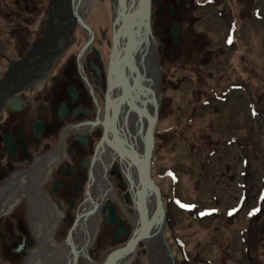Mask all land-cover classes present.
<instances>
[{
	"label": "flooded vegetation",
	"instance_id": "1",
	"mask_svg": "<svg viewBox=\"0 0 264 264\" xmlns=\"http://www.w3.org/2000/svg\"><path fill=\"white\" fill-rule=\"evenodd\" d=\"M34 1L6 5L19 25L13 29L15 58L0 73V221L16 216L7 210L20 202L25 222L7 223L0 257L14 256L17 264H198L199 255L167 235L165 216L161 244L145 221L146 202L143 210L138 204L131 171L141 115L134 99L139 93L148 104L147 87L142 89L148 51L138 60L141 70H132L129 78H139L131 85L112 57L110 0L107 14L86 0L75 13L79 21L65 5L49 7L48 0L38 36L29 29L40 5ZM149 1L157 62L158 52L177 44L178 20L195 6L190 0ZM158 18L165 29L155 27ZM173 24L179 25L175 44ZM152 140L153 150V131ZM160 200L163 207L161 194Z\"/></svg>",
	"mask_w": 264,
	"mask_h": 264
},
{
	"label": "rangeland",
	"instance_id": "2",
	"mask_svg": "<svg viewBox=\"0 0 264 264\" xmlns=\"http://www.w3.org/2000/svg\"><path fill=\"white\" fill-rule=\"evenodd\" d=\"M190 1L195 9L178 20L177 44L155 62L150 175L163 200L164 227L199 255L198 264H264V0ZM14 2L0 0V73L15 58L19 24L6 7ZM34 3L40 5L29 29L38 36L48 0ZM90 4L106 14L112 9L109 0ZM166 24L158 18L155 27ZM8 211L16 216L0 221V238L7 223L25 222L20 202ZM15 260L0 257L2 264Z\"/></svg>",
	"mask_w": 264,
	"mask_h": 264
},
{
	"label": "water",
	"instance_id": "3",
	"mask_svg": "<svg viewBox=\"0 0 264 264\" xmlns=\"http://www.w3.org/2000/svg\"><path fill=\"white\" fill-rule=\"evenodd\" d=\"M55 4L65 5L72 14V18L79 21V18L75 16L76 12L72 9L73 0H50L48 6L51 7ZM110 4L113 14L112 57L114 62L119 64L121 67L120 69L122 71V78L124 80H133L131 85H133V83H137V77L134 79L133 77L129 78V76L131 75L132 70H134L136 73L139 71V69L141 70L140 64L137 63V61L141 59L146 51L150 53L153 72L155 75H157L154 43L148 30L150 1L110 0ZM54 12L56 13L57 11L54 10ZM178 34L179 25L173 24L170 30V37L173 44L176 43ZM38 46L39 44L35 46V50L38 48ZM154 84V78L151 80V83L148 84L149 86L146 85L145 79L144 84H142V89L144 87V90H146L147 87L146 101L150 106L151 113H147L143 117L145 119L146 127L140 138V142L142 143L141 150L138 154H136L134 151L132 152L139 158V168L136 167L137 171H135V175L137 177L135 191L141 194V197H138V204L143 210V205L146 202V199L151 197L152 209L149 216L145 215V221L150 222L151 227L155 228V236L159 237L158 240L161 244H164L162 238V228L165 213L162 208L158 187L154 184L149 175V160L153 144L152 131L154 122L156 120L158 107ZM260 100L261 102H264V95ZM143 189L145 190L143 191ZM171 260L172 259H170V261Z\"/></svg>",
	"mask_w": 264,
	"mask_h": 264
},
{
	"label": "bare ground",
	"instance_id": "4",
	"mask_svg": "<svg viewBox=\"0 0 264 264\" xmlns=\"http://www.w3.org/2000/svg\"><path fill=\"white\" fill-rule=\"evenodd\" d=\"M79 5V6H78ZM80 7V3H79V0H73V4H72V9L75 11V12H77V8H79ZM79 12V11H78ZM76 16V15H75ZM72 19V18H71ZM144 58H146V68H145V73H146V75H148L149 77H148V79L146 80L147 81V85L149 84V82H151V80H153V78H154V76H155V73L153 72V69H152V66H151V61H149L150 59H151V57H150V53L149 52H146L145 53V55L143 56ZM150 58V59H149ZM148 61L150 62L149 63V65H147L148 64ZM137 63H138V61H137ZM143 63H144V61H143ZM143 67V66H142ZM142 71H143V68H142ZM138 77V76H137ZM139 78V77H138ZM149 86V85H148ZM147 95V94H146ZM134 101H135V109L137 110V112L141 115L140 117L141 118H138V119H140L136 124H137V127H138V130H139V132H140V135L142 136V128H144V120H143V117L148 113V114H150L151 113V109H150V106H149V104H145V101L141 98V97H139V93H137V97H135V99H134ZM134 114V113H133ZM134 119H136V118H134ZM134 119H132V121H133V124H135V121H134ZM134 126V125H133ZM136 127V128H137ZM140 129H141V131H140ZM132 134V136L134 135L133 133H131ZM131 141H133V138H131ZM134 142V141H133ZM134 145H135V148L136 149H138V151L134 148V150L137 152L136 154H138L139 153V151L141 150V143H140V141H139V139L138 138H136L135 139V142L133 143V147H134ZM136 158L138 159L137 160V164H136V166H135V170H134V168H132V171H131V173L134 175V177H135V179H137V177H136V175H135V171H137V169H136V167H138L139 168V158L137 157V155H136ZM135 165V164H134ZM128 171V170H127ZM132 176V175H131ZM129 179H130V176H129ZM130 183H131V181H130ZM132 185V184H131ZM146 204H147V209L149 210V211H151V209H152V199H151V197H148L147 199H146Z\"/></svg>",
	"mask_w": 264,
	"mask_h": 264
},
{
	"label": "snow or ice",
	"instance_id": "5",
	"mask_svg": "<svg viewBox=\"0 0 264 264\" xmlns=\"http://www.w3.org/2000/svg\"><path fill=\"white\" fill-rule=\"evenodd\" d=\"M183 207V205H181Z\"/></svg>",
	"mask_w": 264,
	"mask_h": 264
}]
</instances>
